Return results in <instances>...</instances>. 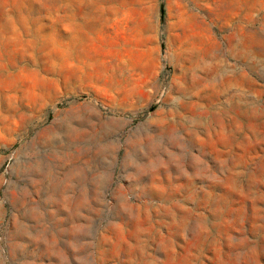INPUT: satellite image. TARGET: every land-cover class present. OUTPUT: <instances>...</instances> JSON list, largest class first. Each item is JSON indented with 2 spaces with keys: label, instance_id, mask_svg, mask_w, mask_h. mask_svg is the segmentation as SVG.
<instances>
[{
  "label": "rangeland",
  "instance_id": "obj_1",
  "mask_svg": "<svg viewBox=\"0 0 264 264\" xmlns=\"http://www.w3.org/2000/svg\"><path fill=\"white\" fill-rule=\"evenodd\" d=\"M253 7L214 59L206 0H0V264H264Z\"/></svg>",
  "mask_w": 264,
  "mask_h": 264
},
{
  "label": "crops",
  "instance_id": "obj_2",
  "mask_svg": "<svg viewBox=\"0 0 264 264\" xmlns=\"http://www.w3.org/2000/svg\"><path fill=\"white\" fill-rule=\"evenodd\" d=\"M189 8L191 6H202L203 0H188ZM216 0H206L205 32L210 36L212 42L220 44L222 50H213L212 53L206 55L209 58H224L235 57L242 59H249L253 56V40L250 36L254 33V7L253 0H251L250 18L248 9L243 13H235L232 5V0L221 1V15L220 20L217 16ZM242 15V16H241ZM217 28L221 31V36H216ZM219 31V30H218ZM189 43L191 42L189 36ZM225 42V49L223 50Z\"/></svg>",
  "mask_w": 264,
  "mask_h": 264
},
{
  "label": "bare ground",
  "instance_id": "obj_3",
  "mask_svg": "<svg viewBox=\"0 0 264 264\" xmlns=\"http://www.w3.org/2000/svg\"><path fill=\"white\" fill-rule=\"evenodd\" d=\"M247 91V90H246ZM236 98H237V107L238 108H240V109H242L243 111H245L244 110V108L245 107H248V96H247V94L245 93V92H242L241 90H240V92L239 93H237L236 94ZM235 103V104H236ZM263 104V103H262ZM234 106H236V105H234ZM263 107V106H262ZM264 108V107H263ZM247 111H248V109H247ZM237 120V119H236ZM238 123V122H237ZM239 125V124H238ZM190 160V159H189ZM192 160V159H191Z\"/></svg>",
  "mask_w": 264,
  "mask_h": 264
}]
</instances>
